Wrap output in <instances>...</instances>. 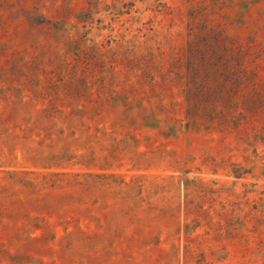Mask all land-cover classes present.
<instances>
[{
  "label": "rangeland",
  "instance_id": "obj_1",
  "mask_svg": "<svg viewBox=\"0 0 264 264\" xmlns=\"http://www.w3.org/2000/svg\"><path fill=\"white\" fill-rule=\"evenodd\" d=\"M0 264H264V0H0Z\"/></svg>",
  "mask_w": 264,
  "mask_h": 264
},
{
  "label": "trees",
  "instance_id": "obj_2",
  "mask_svg": "<svg viewBox=\"0 0 264 264\" xmlns=\"http://www.w3.org/2000/svg\"><path fill=\"white\" fill-rule=\"evenodd\" d=\"M96 176H98V177H100V178H103V177H107L106 175H104V174H102V175H96ZM112 177H117V176H115V175H111ZM138 178H140V177H138ZM138 178H136V180L138 179ZM168 180H173L174 181V179L173 178H169ZM129 186V185H128ZM157 187H159V190H161V191H163L164 190V188L163 187H161L160 185L159 186H157ZM156 187V188H157ZM178 187V186H177ZM174 189V188H173ZM188 189V188H187ZM187 203H188V201H187Z\"/></svg>",
  "mask_w": 264,
  "mask_h": 264
}]
</instances>
